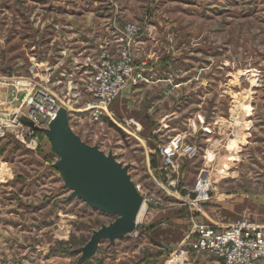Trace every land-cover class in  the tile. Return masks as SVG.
I'll return each instance as SVG.
<instances>
[{
  "label": "rangeland",
  "instance_id": "1",
  "mask_svg": "<svg viewBox=\"0 0 264 264\" xmlns=\"http://www.w3.org/2000/svg\"><path fill=\"white\" fill-rule=\"evenodd\" d=\"M128 24L131 77L93 121L85 86L101 52L119 60ZM21 82L70 106L74 132L129 164L146 200L134 232L80 263L74 250L116 216L68 198L43 133L4 131L0 253L22 240L38 247L26 264H216L181 244L196 224L264 223V0H0V118L12 124ZM175 135L199 153L175 158L169 195L161 148Z\"/></svg>",
  "mask_w": 264,
  "mask_h": 264
},
{
  "label": "built area",
  "instance_id": "2",
  "mask_svg": "<svg viewBox=\"0 0 264 264\" xmlns=\"http://www.w3.org/2000/svg\"><path fill=\"white\" fill-rule=\"evenodd\" d=\"M124 30L129 36V41L126 42L119 60L113 62L106 51L101 52L99 67L85 86L86 93L89 94L85 111L89 112L90 119L93 121L101 119L107 113L108 104L124 90L126 82L131 77L129 47L132 41L131 35L138 32L139 28L128 24ZM29 85H31L29 82L17 83L15 100L18 98L20 108L15 110H20L21 113L14 117L17 124H12L10 119L0 118V134L11 129L22 139L30 138L32 142L36 131L23 125L20 122L21 118L32 121L38 128H46L60 106L66 108L69 117L73 116L74 111L67 104L57 101L51 92L42 89L34 90V87L29 88ZM18 86L22 89L24 87V91L18 89ZM160 130L161 128L157 131ZM198 153V147L195 144L185 143L180 135L173 136L168 144L161 148L163 169L168 172L165 174L163 184L160 185L165 193L177 195L180 191L179 177L172 175L173 163L178 154L193 159L198 156ZM202 182L204 181L200 177L196 188L203 193L199 196L203 200L206 192L203 190ZM135 185L143 195L144 203L145 195L140 186L136 183ZM194 228L192 240H187L189 243L187 244L196 252L213 256L216 264H264V223L240 218L224 227L196 224ZM182 252L186 253V250ZM179 264L182 263L179 262Z\"/></svg>",
  "mask_w": 264,
  "mask_h": 264
},
{
  "label": "water",
  "instance_id": "3",
  "mask_svg": "<svg viewBox=\"0 0 264 264\" xmlns=\"http://www.w3.org/2000/svg\"><path fill=\"white\" fill-rule=\"evenodd\" d=\"M20 122L43 133L48 140L52 166L69 192L68 198L116 216L112 222L93 230L88 241L74 250L80 263L89 260L102 241L113 246L115 240L135 231L144 198L128 172L129 164L119 162L112 150L104 152L97 144L84 141L70 126L68 111L63 106L56 110L46 128H38L24 118Z\"/></svg>",
  "mask_w": 264,
  "mask_h": 264
},
{
  "label": "crops",
  "instance_id": "4",
  "mask_svg": "<svg viewBox=\"0 0 264 264\" xmlns=\"http://www.w3.org/2000/svg\"><path fill=\"white\" fill-rule=\"evenodd\" d=\"M136 131H139V130H136ZM215 223H217V224H215L216 227H224V226L228 225L227 223H222L219 221H216ZM212 225H214V224H212ZM187 237L188 236L183 237L181 244L188 243ZM0 242H3V241H0ZM32 244H35V243H32ZM36 244L34 246H31V247L27 246L24 248V246L22 247V245H25V244L22 242V240L17 241L16 245H15L17 252H14V248H9V252L7 254H5L6 252L0 253V264H5V261L12 258V256L14 258L15 264H17L16 262H19V263L22 262L21 264H26L29 259L36 257V255H38L37 254L38 253V247ZM211 263H213V261H211Z\"/></svg>",
  "mask_w": 264,
  "mask_h": 264
},
{
  "label": "bare ground",
  "instance_id": "5",
  "mask_svg": "<svg viewBox=\"0 0 264 264\" xmlns=\"http://www.w3.org/2000/svg\"><path fill=\"white\" fill-rule=\"evenodd\" d=\"M20 108V107H19ZM18 108V109H19ZM72 111V110H71ZM73 112V111H72ZM21 112H20V110H16V112L15 113H13L12 114V118H14L17 114H20ZM14 120H16L15 118H14ZM202 179H203V181H204V178L202 177ZM144 203L142 204V206H141V208H140V211H139V214H138V217H137V220L140 218V216L142 215V213H143V211H144Z\"/></svg>",
  "mask_w": 264,
  "mask_h": 264
},
{
  "label": "trees",
  "instance_id": "6",
  "mask_svg": "<svg viewBox=\"0 0 264 264\" xmlns=\"http://www.w3.org/2000/svg\"><path fill=\"white\" fill-rule=\"evenodd\" d=\"M37 134H41V132L39 131H36ZM53 162V161H52ZM53 170L56 172V170L53 168Z\"/></svg>",
  "mask_w": 264,
  "mask_h": 264
}]
</instances>
